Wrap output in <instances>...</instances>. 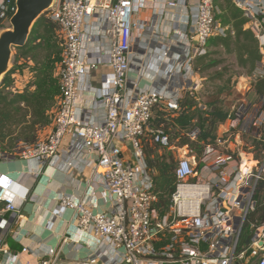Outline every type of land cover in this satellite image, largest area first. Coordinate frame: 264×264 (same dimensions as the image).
<instances>
[{
    "label": "built area",
    "instance_id": "2783aa9c",
    "mask_svg": "<svg viewBox=\"0 0 264 264\" xmlns=\"http://www.w3.org/2000/svg\"><path fill=\"white\" fill-rule=\"evenodd\" d=\"M142 2L56 0L50 9L64 44L53 128L35 142L20 141L11 151L0 149V164L27 160L40 169L52 166L69 175L87 167L101 175L111 208L95 211L88 202L60 194L53 213L73 211L80 238H61L58 247L38 254V264H264V224H252L249 247L239 248L246 218L256 206L257 187L264 182V98L237 104L218 126L214 142L202 144L201 155L188 144L171 143L163 130H154L153 141L176 158L177 184L165 214L153 206L155 170L147 164L145 152L153 108L180 109L184 94L198 89L195 59L207 54L210 38L225 29L215 18L217 0H154L147 29L156 33L160 20L177 21L179 9L187 30L178 51L170 41L137 46L158 60L151 72L158 85L140 87L146 73L140 71L132 82L128 73L136 42L134 16ZM233 2L248 18L246 28L254 32L262 54L253 75H242L238 81V90L245 92L255 78L264 76V0ZM16 9V0H0V21ZM103 65L110 71L101 74L93 106L80 114L79 92L91 87V73ZM200 108L206 109L205 104ZM200 134L194 127L187 137L196 142ZM65 138L67 145L62 146ZM256 146L261 147L258 155ZM15 184L0 168V264H29L7 243L8 214L18 210ZM84 235L96 240L95 249L84 242ZM69 246L72 259H60Z\"/></svg>",
    "mask_w": 264,
    "mask_h": 264
},
{
    "label": "trees",
    "instance_id": "16d2710c",
    "mask_svg": "<svg viewBox=\"0 0 264 264\" xmlns=\"http://www.w3.org/2000/svg\"><path fill=\"white\" fill-rule=\"evenodd\" d=\"M14 1V0H13ZM221 19L224 34L213 35L208 44L207 54L194 61V68L200 74H207L218 68L211 77L213 87L203 84L200 92H186L180 101V109L166 110L155 105L150 127L145 136L147 164L155 170L153 192L157 196L154 208L161 215L171 205V196L177 184L174 172L175 158L167 148H160L153 141L154 130L167 133L171 143L188 144L201 155L203 143L214 142L218 126L224 122L230 112L226 109L223 97L231 92V75L227 66H222L230 56L235 57V66L245 75L252 76L257 63L262 59L258 39L250 28H246L248 18L236 6L233 0H221ZM13 13L7 20L0 21V31L5 28ZM64 44L59 40V25L47 13L35 22L27 44L16 48L13 66L0 82V149L11 151L20 141L35 142L39 132L49 126L53 110L57 107L59 79L54 73L55 63L61 61ZM31 62V63H29ZM22 68H28L31 79L21 89L14 88V74H22ZM206 77V76H205ZM208 79V78H207ZM220 83L216 84V81ZM251 89L258 98H264V76L251 82ZM208 93V94H207ZM205 104L206 109H201ZM194 127L201 129L199 140L194 142L187 137V132ZM257 155L261 147L256 146ZM256 206L247 216L239 241V248H248L251 243V225L264 224V182L255 193Z\"/></svg>",
    "mask_w": 264,
    "mask_h": 264
},
{
    "label": "crops",
    "instance_id": "0c3cea01",
    "mask_svg": "<svg viewBox=\"0 0 264 264\" xmlns=\"http://www.w3.org/2000/svg\"><path fill=\"white\" fill-rule=\"evenodd\" d=\"M142 4L143 6L134 16V22L136 23L134 39H136V42L131 53L132 64L128 73V80L130 82L136 80L141 71L142 75L144 73L147 75L145 74L141 78L140 87H156L158 84L151 79V72L158 60L152 59L146 52L147 50H142L145 48V43L148 42L151 44L150 46H155L156 44L164 46L170 41L173 50L178 51L182 33L187 30V26L185 24V16L178 9L179 14L177 16L179 17H177V21L162 19L159 21L161 24L159 30L156 33L152 32V29H147V26L151 23L154 0H143ZM138 45L142 49H138ZM109 71L110 69L103 65L91 73L89 79L92 84L91 87L85 91H80L78 95L80 114L87 112L86 110L93 106L99 94L98 88L101 86V74ZM57 74L58 69L55 75ZM30 79L31 74L26 68L15 79L14 88L21 90ZM205 80V75L197 72L195 81L198 82V89L195 92L202 90ZM56 99L58 105L59 94ZM56 108L53 110V116ZM95 114L101 116L102 111H96ZM52 128L53 118L49 126L41 129L38 139L48 134ZM67 141L68 138H65L62 146H66ZM0 168L2 171L9 173L15 180L14 189L19 194L17 198L18 210L8 214V218L11 221L7 228V243L12 252L21 254L22 262L38 264V254L46 252L48 248L58 247L61 238L66 236L74 239L80 238V230L73 211L67 209L58 216L53 213L60 194H68L76 201L88 202L95 211H109L111 208L109 196L103 191L101 175L87 167L81 172L74 171L72 172L73 174L69 175L52 166L40 169L33 161L19 159L11 162H2ZM82 239L92 249H95L96 240L92 236L84 235ZM24 248H27V251L23 252ZM72 251V246L64 248L60 259H72ZM2 259L3 256L0 253V260Z\"/></svg>",
    "mask_w": 264,
    "mask_h": 264
},
{
    "label": "water",
    "instance_id": "95a60500",
    "mask_svg": "<svg viewBox=\"0 0 264 264\" xmlns=\"http://www.w3.org/2000/svg\"><path fill=\"white\" fill-rule=\"evenodd\" d=\"M55 2L56 0H16L17 9L10 19L11 28L0 31V82L11 68L13 50L27 44L35 22Z\"/></svg>",
    "mask_w": 264,
    "mask_h": 264
},
{
    "label": "rangeland",
    "instance_id": "374dc122",
    "mask_svg": "<svg viewBox=\"0 0 264 264\" xmlns=\"http://www.w3.org/2000/svg\"><path fill=\"white\" fill-rule=\"evenodd\" d=\"M222 4V1L221 0H217L216 2V20H217V23L219 26H221V19L219 17H217V15L221 14L222 11H221V7L220 5ZM50 10L47 11L46 13L48 15H50ZM5 28L4 29H8V28H11V24H10V21L9 22H5ZM59 40L62 41V38L61 36L59 35ZM14 54H15V49L13 50V57H12V61H11V67L13 66V58H14ZM62 56V54H61ZM222 66H227L228 68V73L226 75L225 78H228L230 75H231V83H230V87H231V92H228L224 97H223V102H224V106L226 107V109L229 111V112H232V110L234 109V107L237 105V104H240L241 101H243L244 99L248 102V103H254L257 101L258 97L256 96V94L254 93V91L250 88V89H247L245 92L243 91H239L238 90V81L240 80V77L242 75H245V73L241 70V69H238L236 66H235V57L234 56H230L227 58L226 62L223 63ZM59 67V62L55 63L54 65V73L56 74L57 73V69ZM23 69H26V68H22ZM218 70V68H214L212 69L211 71L207 72V74H202V75H205L206 76V80L204 81V84L205 85H209V89L211 90L212 87H213V83L210 81L211 80V77L213 76L214 72ZM211 76V77H210ZM208 78V79H207ZM216 84L220 83V81H216L215 82ZM247 83V82H245ZM245 83H243V86H247L250 87V84L246 85ZM208 94V93H207ZM174 144L177 143V140L173 141ZM250 143V142H249ZM175 166H176V158H175Z\"/></svg>",
    "mask_w": 264,
    "mask_h": 264
}]
</instances>
